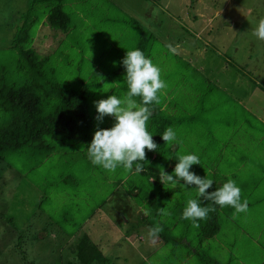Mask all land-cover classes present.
Segmentation results:
<instances>
[{
  "label": "rangeland",
  "instance_id": "374dc122",
  "mask_svg": "<svg viewBox=\"0 0 264 264\" xmlns=\"http://www.w3.org/2000/svg\"><path fill=\"white\" fill-rule=\"evenodd\" d=\"M4 1L6 2L0 0V8L4 6ZM84 1L64 6L77 25V28L65 36L43 27V21L34 28L32 46L36 53L41 56L50 53L55 59L54 56L61 51L62 55L55 60H58L60 68L68 73L66 81H70L74 76L80 81L82 77L91 88L88 105L93 129H106L111 128L115 120L111 116H105L102 122L97 121L98 113L94 102L107 99L111 95L122 97L125 94L120 86L125 69L121 62L128 50H135L139 40L145 39L146 53L149 54L147 58L162 70L161 78L168 85L160 94L163 95L164 105H168L169 114L172 108H178L175 111L179 115L197 117L204 124L203 127L180 128L178 134L184 139V147L190 151H201L207 143L203 136H209L208 140L211 136L215 137L221 146L225 138L230 149L231 146L239 149L240 144L253 145V149L241 151L250 162L243 166L242 172L239 173L244 178L251 173L258 179L261 178L262 182L255 179L241 187L247 192L251 190L247 197H252L257 202L253 208L249 207L246 213L232 217L226 222L225 226L230 232L225 242L223 240L225 244L213 240L214 249L210 253L214 257V251L217 250L219 264H243L238 259H243L246 264H250L249 261L252 260H260L264 264V128L260 125L261 122L264 123V41L251 34L259 19L264 17V0H155L154 3L145 0H92L95 1L93 5L90 4L91 0ZM14 2L16 4V0H13L12 5L7 3L5 7L17 8ZM17 2L22 10L17 8L11 12L0 11V26L4 27L2 30H8L11 24L18 23L14 14L21 16L25 11V0ZM225 4L228 9L222 15ZM130 18L140 27L131 24ZM148 36L150 37L147 38ZM60 39L63 42L57 46ZM180 40L185 44L179 43ZM169 44L176 48V54L169 52ZM15 59V54L3 50L0 44V65L5 68L2 70L14 77ZM2 70L0 69V73ZM76 70H79V73ZM245 71V77L237 73ZM106 73L109 75L108 81L105 79ZM249 122L251 128L247 125ZM245 129L247 133H252L253 143L245 139L241 132ZM10 160L15 169L8 170L0 178V216L3 219H12L14 226L10 230L17 229L18 226L23 227L22 222L27 219L24 213H34L38 210L36 205L39 202L42 212L52 215L57 224L63 225L68 219L65 212L70 215V211H75L77 203L83 201L82 195L85 191L80 190L81 184L70 182V186H66L59 181L61 176H64V164L56 161L58 158L55 156L50 155L42 161L38 158L25 161L17 156ZM219 165L227 167L223 159H214L211 165L203 168L201 172L195 171L196 165H193L190 171L201 178L212 179L213 169H217ZM101 170L99 166L95 171L93 168L79 166L74 168V173L80 181H88L90 177L93 181L96 180L95 185L92 184L93 198L97 202L107 200L104 212L110 223L112 216L113 227L108 230L109 225L105 224V230H108L107 238L110 236L114 239L117 237L116 231L119 235H124L126 230L136 227L135 215L139 209H136L133 199L122 195V188H119V193L112 190L113 181H137L132 173L125 172L123 168L117 169L115 173ZM26 177H29L30 181L26 180ZM183 183L181 180L180 184ZM191 186L181 188L177 185L175 188H169L180 190V195H177L180 197L189 191ZM251 186L254 187L250 189ZM71 188L75 190L72 191ZM120 213L125 217L120 219ZM84 215L88 217V210L81 211V216ZM126 219H129L128 222ZM169 219H178L177 213L175 212L174 217L169 216L167 220ZM167 220L163 219L164 222ZM73 231L69 234L73 235ZM181 231L182 229L177 227L173 233L179 237ZM40 232L34 234L37 236ZM7 234V229L0 225V264L57 262V258L51 255L53 246L49 244V239L29 242L22 246L28 249V257L22 258L19 253L18 256L15 255L9 247L4 250L5 245H8L5 243ZM147 234L145 228H139L138 235L126 237L122 249L125 252L124 257L129 260L128 264H133L138 257L144 256V251L148 249L154 258L165 257L171 252L169 244L162 245L158 238L149 240ZM115 239L119 240L120 237ZM100 240L102 242L103 239ZM104 244L102 242L101 245ZM216 244L224 248L221 250ZM113 251L111 249L108 253L112 256L111 259L116 255ZM173 251L175 256H181L175 259L172 257L170 264H211L210 261L206 262L205 257L199 258L197 252L184 256L181 248ZM210 253L206 254L211 257ZM64 260H71V256L65 257ZM64 260L63 262H66Z\"/></svg>",
  "mask_w": 264,
  "mask_h": 264
},
{
  "label": "trees",
  "instance_id": "16d2710c",
  "mask_svg": "<svg viewBox=\"0 0 264 264\" xmlns=\"http://www.w3.org/2000/svg\"><path fill=\"white\" fill-rule=\"evenodd\" d=\"M145 1L155 2V0ZM76 2H80V0H25L26 7L21 16L13 13L18 23L11 24L8 30L7 28L2 30L4 27L0 26L2 49L10 51L16 57L13 72L15 77L2 70V68H5L0 65L2 70L0 73V178L8 170L15 169L10 159L16 156L25 161H34L37 158L42 161L51 155L58 158L56 161L64 164V176H61L59 181L66 186H70V182L75 185L81 184L80 190L85 191V194L82 195L83 201L77 203L75 211H70V215L69 212H65L68 219L63 225L57 224L52 215L42 212L41 207H39L40 202L36 205L38 210L34 213L30 214V211L24 213L27 219L22 222L24 223L23 227L18 226L17 229L10 230L14 226L11 222L12 219H3L0 216V225H3L8 231L5 242L8 245H5L4 250L9 247L15 252V255L19 253L23 256L22 258H27L28 249L22 246L29 242L49 239V244L53 246L51 255L57 258V262L53 264H121V261L123 264L124 262L128 264L129 260L124 257L125 252L122 249L126 237L138 235L139 228H145L148 231L150 227L159 224L163 231L158 234L157 238L162 245L164 243L169 244L168 248L171 249V252L165 257L154 258L153 255L149 254L148 249L144 251V256L139 255L140 257L133 264H170L172 257L175 259L181 256L180 254L175 256L173 250L176 248H181L184 256L197 252V256L203 259L205 257L206 262L219 264L217 250L213 254L215 258L210 253L214 249L212 247L213 240H219L221 243L224 240L225 242L230 232V229L225 225L233 217L235 209L230 206L221 208L218 205H213L211 201L204 200L203 197L198 196L195 185H192L189 191L177 197L181 191L170 189V185L165 187L159 179L160 171L162 168L167 174H173L180 155H197L200 159V165H196L195 168L197 172L209 167L214 159L216 161L223 159L227 167L224 168L219 165L217 169H213L211 179L213 186L207 191L209 193L215 191L228 179L235 180L236 185L241 189V187L250 184L255 179L262 182L261 178L258 179L252 173L245 178L239 173L242 172L243 166L250 162L245 159L241 151L243 149H253L251 148L253 145L242 146L240 144V148L237 149L231 146L230 139H228V143L230 142L229 144L232 147L230 149L225 138L221 146V143L215 137L211 136L208 140L209 136H203V139H206L204 141H207L205 147L201 151L192 148L190 151L184 147V139L178 134L180 128L203 127L204 124L197 117L179 115L175 111L178 108H172V112L169 114L168 105H164L163 95L160 94V103L150 105L152 116L147 122V131L153 135L152 138L158 145L157 150L148 151L145 149L146 161L143 162V172L136 174L135 164L133 165L131 173L137 182L132 181L133 179L113 181L114 189L112 190H115V193H119V188H122L124 191L122 195L135 201L136 209H139L135 215L137 225L133 229L126 230L124 235H119L116 231L120 241L115 239L117 237L111 239L109 236L108 239L106 232L113 227V219L111 216L110 223L105 216L104 207L107 200L103 199L101 202H97L93 198L92 190L96 180L93 181L90 177L88 181H80L74 173V168L79 166L81 168H93L94 171L98 169V166H94L88 159L86 151L97 130L93 129L91 116L89 115L88 99L91 88L84 79L82 80V77L80 81H77L76 76L72 77L70 81H66L65 78L68 73H65L60 68L58 60H55L59 55H62L61 51L53 59L50 53L45 56L37 54L32 46L34 42L33 30L42 21L43 27L46 26L55 33H61L64 36L77 28V25L72 21L69 10L64 7L65 5H74ZM90 2L93 5L95 1L91 0ZM7 3L12 5L13 0L4 1L2 4L4 6L0 8V11L11 12V10H17V8L22 10L17 0L16 4L14 2L17 7L15 9L9 6L5 7ZM131 24L137 28L140 27L132 19ZM83 36L86 38L84 34ZM62 39L58 41L57 46L63 42ZM144 40L141 38L135 49H140L148 57L149 54L146 53ZM179 43L185 44L181 40ZM76 71L79 73V70ZM246 72L237 73L245 77ZM122 74L123 78L122 81L120 80V86L121 90L126 93L127 85L124 78L126 69H123ZM105 79L108 81V73H106ZM137 100L139 102V98ZM247 125L250 126L249 128L252 127L250 122ZM260 125L264 128L263 122ZM168 127H172L177 134L176 141L171 144H165L162 140V134ZM241 132L247 141L253 143L252 133H247L246 129ZM255 139H258V137H255ZM215 151L216 153H213ZM250 160L252 161V159ZM101 171L107 172L104 169ZM17 173L19 172L17 171ZM26 178L30 181L29 177ZM93 183L94 185H92ZM253 187L251 186L250 189ZM70 190L74 191L75 189L71 188ZM250 191L247 192L245 189H241V202L246 199L248 208H253L257 201L252 197H247L250 195ZM189 199H198L202 207L210 205L216 207V211L210 212L207 219L198 221L199 227H194L190 220L181 218L183 209ZM22 206L24 207V202ZM160 208H165L169 214L162 215ZM82 210H88V217L81 216ZM175 212L178 219L175 221L167 220L169 216L174 217ZM118 216L120 219L125 217L123 213L118 214ZM163 219L167 221L164 222ZM126 220L128 222L129 219ZM105 224L109 225L108 230H105L107 227ZM177 227L182 229L179 237L173 233ZM72 230H74L72 234L75 236L69 234ZM39 231H41L40 234L37 233L36 236L34 232ZM96 236L98 237L95 238ZM100 238L103 239L104 245H101ZM204 246L206 249H204ZM63 247H65V250H63ZM216 247L221 250L224 248L220 244H216ZM10 249L8 250L10 251ZM111 249L116 254L114 259H111L112 256L108 254ZM206 253H210L212 258ZM69 255L71 260H64ZM127 257H129V254ZM63 260L66 262H63ZM238 260L242 261L243 264L247 263L243 259ZM249 262L250 264H263L260 260Z\"/></svg>",
  "mask_w": 264,
  "mask_h": 264
},
{
  "label": "clouds",
  "instance_id": "9594fccd",
  "mask_svg": "<svg viewBox=\"0 0 264 264\" xmlns=\"http://www.w3.org/2000/svg\"><path fill=\"white\" fill-rule=\"evenodd\" d=\"M251 34L264 41V17L259 19ZM167 48L170 53L176 54L177 50L173 45L169 44ZM121 63L126 69V93L122 97L111 95L107 99L94 102L98 113L97 121L102 122L105 116H111L115 123L111 128H98L86 151L94 166H99L109 173H115L117 168L121 167L125 172L131 173L135 164V173L139 174L144 171L145 149L156 151L158 148L153 135L147 131V122L152 116L150 105L160 103V93L168 85L161 78L162 70L138 48L128 50ZM176 138L177 134L172 127H168L162 134L165 144L175 142ZM193 165H200L197 155H180L173 174H167L161 168L159 179L165 187L170 185L175 188L179 185L186 188L195 185L198 196L204 200L211 201L213 205L221 208H234V218L248 211V201L245 199L241 202V189L235 180L228 179L221 187L209 193L207 190L213 186V181L190 171ZM181 180L184 181L183 184H180ZM215 211L214 206L202 207L198 199H189L181 218L190 220L194 227H199L198 221L207 219L208 214ZM160 213L169 214L165 208H160ZM162 231L163 228L159 224L150 227L148 239L154 241Z\"/></svg>",
  "mask_w": 264,
  "mask_h": 264
},
{
  "label": "crops",
  "instance_id": "0c3cea01",
  "mask_svg": "<svg viewBox=\"0 0 264 264\" xmlns=\"http://www.w3.org/2000/svg\"><path fill=\"white\" fill-rule=\"evenodd\" d=\"M225 6H226V4L223 5L222 15L224 14L225 10L228 9V8H225ZM216 15L218 16V14H216ZM226 22H228V21H226ZM230 25H232V23H231ZM224 26H225V25H224ZM208 36H210V35H208ZM213 60H214V59H213ZM213 62H214V61H213ZM214 63H217V62H214Z\"/></svg>",
  "mask_w": 264,
  "mask_h": 264
}]
</instances>
